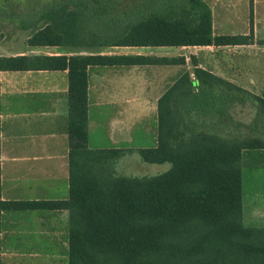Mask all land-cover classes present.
Instances as JSON below:
<instances>
[{
  "label": "trees",
  "instance_id": "obj_1",
  "mask_svg": "<svg viewBox=\"0 0 264 264\" xmlns=\"http://www.w3.org/2000/svg\"><path fill=\"white\" fill-rule=\"evenodd\" d=\"M95 0H0V18L27 31L30 46L88 53L0 56L1 70H67L69 190L64 200H2L3 211L67 209L68 264H264V225L246 226L242 153L264 149L259 136L224 137L190 124L195 86L248 94L264 116V97L198 65L184 69L156 102L154 147L142 161L169 162L153 176L116 172L130 149H89L87 72L92 65H185L183 55L102 53L112 46H197L251 43L248 35H212L203 0H143L141 8L106 18ZM252 32V20L250 22ZM1 264V260H0Z\"/></svg>",
  "mask_w": 264,
  "mask_h": 264
},
{
  "label": "crops",
  "instance_id": "obj_2",
  "mask_svg": "<svg viewBox=\"0 0 264 264\" xmlns=\"http://www.w3.org/2000/svg\"><path fill=\"white\" fill-rule=\"evenodd\" d=\"M203 1L211 11L213 36L249 34L251 43L164 47L196 48L204 57L201 55L200 58L196 52L190 53L189 56L194 55L200 67L264 97L263 50H257L255 55V50L251 49L255 44H260L257 42H261L262 46L264 44L263 17L260 22L257 17H252L253 10L256 12L258 7L264 12V2L260 4L259 0ZM5 21L15 22L16 27L20 29L16 20L0 18V22ZM141 47L159 46H112L101 49V52L140 53ZM93 50L30 46L25 38L20 47L18 45L13 49L0 48V56L32 53L70 55ZM183 56L187 63L186 56ZM140 66L87 67L86 145L89 149L123 148L136 152L138 148L156 145L158 97L155 98L154 107L147 106L148 110L142 89L125 86L128 72ZM244 78L245 83L242 81ZM258 81H261L262 85ZM108 83L115 85L108 86ZM256 84L262 86L259 87L262 89L259 91L261 93L252 91ZM152 125L156 128L154 131L149 128ZM68 152L67 70H1L0 198L46 201L66 199L69 190ZM68 221L67 209L3 211L0 219L1 264H60V257L68 251Z\"/></svg>",
  "mask_w": 264,
  "mask_h": 264
},
{
  "label": "rangeland",
  "instance_id": "obj_3",
  "mask_svg": "<svg viewBox=\"0 0 264 264\" xmlns=\"http://www.w3.org/2000/svg\"><path fill=\"white\" fill-rule=\"evenodd\" d=\"M142 1L95 0L93 3L99 14L106 18H112L123 16L124 10L131 12L136 8H141ZM250 1L252 2V0ZM263 2L264 0H259L260 4ZM251 7H253V3H251ZM262 10L258 7V10L256 12L253 10L252 13V17H257L259 22L262 17L264 20V15H261L264 14ZM0 28V48L13 49L18 45L20 47L25 42L27 31L18 29L15 22H0ZM257 43L261 44V42ZM260 44L251 47L255 50V55H257V50H263L262 55L264 54V44L263 46ZM141 50L142 52L168 56L184 54L187 60L185 65L140 66L135 68L134 71L128 72L125 86L142 89L144 102H146L145 105L148 110L150 107H154L155 98L159 97L179 73L184 69L192 71L193 66L188 57L190 53L196 52L199 57L201 55L202 58L204 57L196 48L159 46L141 47ZM27 53L31 54L32 52ZM242 81L245 83L246 79L244 78ZM258 83L262 85L261 81H258ZM260 84H256L252 91L261 93L259 92L262 90ZM107 85L114 86L115 83H108ZM193 90V97L186 105V115L190 124L213 130L224 137L259 136L264 138V116L259 117L258 105L248 94L209 88L203 85L195 86ZM149 128L152 131L156 129L154 125ZM169 167V162L148 163L142 161L137 152L131 151L118 159L115 169L120 175L153 176L168 170ZM242 209L243 223L246 226L264 224V151L262 149L244 150L242 153ZM60 258L62 260L60 264H68V251Z\"/></svg>",
  "mask_w": 264,
  "mask_h": 264
}]
</instances>
